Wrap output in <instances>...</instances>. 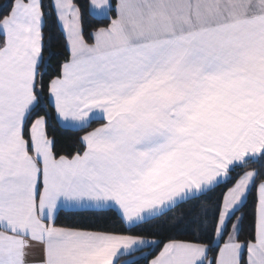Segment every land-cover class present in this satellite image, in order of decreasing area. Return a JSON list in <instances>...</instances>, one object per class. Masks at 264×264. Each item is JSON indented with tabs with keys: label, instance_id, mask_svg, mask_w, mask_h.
I'll use <instances>...</instances> for the list:
<instances>
[{
	"label": "snow or ice",
	"instance_id": "obj_1",
	"mask_svg": "<svg viewBox=\"0 0 264 264\" xmlns=\"http://www.w3.org/2000/svg\"><path fill=\"white\" fill-rule=\"evenodd\" d=\"M53 118L79 147L58 148ZM36 248V264H264V0L0 3V264Z\"/></svg>",
	"mask_w": 264,
	"mask_h": 264
},
{
	"label": "trees",
	"instance_id": "obj_2",
	"mask_svg": "<svg viewBox=\"0 0 264 264\" xmlns=\"http://www.w3.org/2000/svg\"><path fill=\"white\" fill-rule=\"evenodd\" d=\"M2 2L3 0H0V3ZM86 25H87V20H86ZM93 26H95L94 23ZM50 35L52 36L51 45H50L51 51L53 53L58 54L56 59L52 61V68H54L56 67L57 61L62 60L66 55L65 39L63 35H61V33L56 29H53ZM49 71L51 72V68L49 69ZM98 125H99L98 122H93L92 127H97ZM50 131L58 141V148L63 149L65 151H72L75 148L79 147L78 138L79 136L83 135V132L61 127L56 122L55 118H53L52 120ZM249 204H251V201L249 202ZM189 206L190 205L186 204L183 205L182 207L186 210L188 209ZM58 223L84 226L89 228H93V227L102 228V227L110 226V220L108 217L101 214L98 218V214L88 211H65L60 215V219ZM251 224H252V217L249 214L243 224L245 235L250 231Z\"/></svg>",
	"mask_w": 264,
	"mask_h": 264
},
{
	"label": "crops",
	"instance_id": "obj_3",
	"mask_svg": "<svg viewBox=\"0 0 264 264\" xmlns=\"http://www.w3.org/2000/svg\"><path fill=\"white\" fill-rule=\"evenodd\" d=\"M39 258H40L39 248L34 249L32 254L28 257L29 261L32 262V264H36V262H38ZM124 259H127V257L122 259L121 264H123Z\"/></svg>",
	"mask_w": 264,
	"mask_h": 264
}]
</instances>
